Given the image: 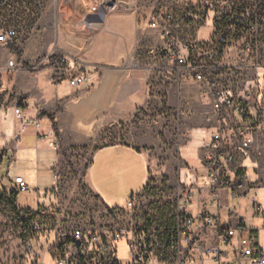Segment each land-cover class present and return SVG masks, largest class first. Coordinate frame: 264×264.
Listing matches in <instances>:
<instances>
[{
  "label": "crops",
  "instance_id": "crops-1",
  "mask_svg": "<svg viewBox=\"0 0 264 264\" xmlns=\"http://www.w3.org/2000/svg\"><path fill=\"white\" fill-rule=\"evenodd\" d=\"M111 6L117 9L108 11ZM153 7L154 0H43L42 13L25 20L14 47L21 60L10 51L6 58L23 67L8 77V93L1 92L5 104L0 107V148L15 161L14 167L1 168L5 171V176L0 174L2 188L15 192L14 180L22 177L29 192L43 196L51 189L56 163L50 147L54 125L68 128L71 135H94L114 125H130L128 142L99 149L89 168V184L105 205V195L117 193L124 197L122 207L126 206L128 199L146 186L150 170L165 175L172 187H204L212 142V124L206 120L210 101L201 86L175 79L174 64L167 56L156 55L164 47V39L149 27ZM0 21V28L11 23L3 13ZM6 48L0 45V49ZM60 56L69 59L74 73L88 76L89 84L74 90L66 79H55L49 64L32 70L41 60ZM4 57L0 54V65ZM13 94L23 98L26 117L40 121V129L30 127L20 133L10 103ZM163 108L169 111L172 146L168 151L156 146L155 134L145 125L152 113ZM180 113L184 115L178 116ZM232 151L242 168L246 194L233 197L231 191L224 190L221 209L208 208L221 227L207 231L202 248L192 252L194 264H251L245 258L239 262L238 236L231 245L220 241L222 229L237 231L240 226L254 249L264 253V147L260 141L248 151L235 143L224 144L218 153L222 164ZM159 159H163L161 163ZM227 176L233 179L232 170H227ZM253 197L262 214L254 212ZM18 198L19 209L32 210L20 207ZM189 211L197 213V199ZM182 245L188 249L184 241Z\"/></svg>",
  "mask_w": 264,
  "mask_h": 264
},
{
  "label": "built area",
  "instance_id": "built-area-1",
  "mask_svg": "<svg viewBox=\"0 0 264 264\" xmlns=\"http://www.w3.org/2000/svg\"><path fill=\"white\" fill-rule=\"evenodd\" d=\"M116 9L111 6L108 11ZM42 11L43 0H0V13L11 21L0 28V45L14 48L25 20L34 19ZM149 27L164 39V47L155 53L173 62L175 79L201 86L209 98L211 110L206 120L212 124V142L204 187H172L163 176L150 177L144 189L130 197L124 207L109 208L100 199L106 211L102 226L93 220L77 221L69 214L60 220L57 210L45 204L27 214L19 209L20 218L29 222L30 238L39 231L54 234L47 253L53 264H194L192 252L202 248L207 231L221 227L208 214V208L214 205L221 209L224 190L231 191L233 197L246 194L235 152L225 155V164L218 153L229 142L246 151L256 141L264 147V0H154ZM46 64L53 67L56 80L66 79L74 90L89 84L88 76L74 73L65 56L41 60L32 70ZM22 67L8 60L0 70V107L5 104L1 92L8 93L3 75L10 76ZM10 103L20 133L42 127L40 121L26 117L21 97L11 95ZM179 124L176 121L178 132ZM3 165L10 169L15 161L0 148V172ZM227 170H232L233 179L227 176ZM14 184L17 194L30 191L22 177H16ZM8 193L9 188L0 186L2 196ZM195 199L197 213L193 215L189 208ZM252 202L254 212L262 214L256 197ZM262 220L264 223V215ZM40 221L44 225L40 226ZM236 236L239 262L245 258L251 264H264V253L254 249L241 226L237 231L222 229L220 241L231 245ZM122 244L128 251L125 263L118 260ZM32 246L31 240L30 254Z\"/></svg>",
  "mask_w": 264,
  "mask_h": 264
},
{
  "label": "rangeland",
  "instance_id": "rangeland-1",
  "mask_svg": "<svg viewBox=\"0 0 264 264\" xmlns=\"http://www.w3.org/2000/svg\"><path fill=\"white\" fill-rule=\"evenodd\" d=\"M15 49H0V54L5 55L1 61L0 70L6 66L9 51L15 55L17 52ZM16 56L18 60H21L20 53L18 55L16 53ZM3 77L7 83L10 76L3 75ZM261 83L264 84L263 77H261ZM168 119V108H163L160 112L152 113L145 122L146 128L152 131L157 138L156 146L164 151L170 150L172 146L168 140V129L170 128ZM130 128V125H114L97 131L94 135L82 132L71 135L68 128L54 125L50 134V147L56 156V163L52 170L53 186L43 196L33 192L20 194L18 198L20 207L35 210L39 204H45L57 210L60 220H63L64 215L69 214L77 221L93 220L102 226L105 222L101 217L106 211L102 201L89 184V168L99 149L126 144ZM162 160L159 159V162L161 163ZM157 161L156 157L155 163ZM13 172L12 170L11 176ZM0 174L5 176V171L1 170ZM155 176H159L157 170H150V177ZM160 176L168 180L165 175ZM95 178V173L92 172L93 185L96 183ZM123 198L121 194L112 193V196L105 195L104 199L107 202L106 206L111 208L122 207ZM25 220L27 219L18 217L17 212L8 203H0V264H53L47 253L53 242L54 234L39 231L30 238ZM39 225L42 226L44 223L40 221ZM31 240L33 242L32 254L28 251ZM261 244L264 248V234ZM118 260L122 263L128 260V251L123 244L119 246Z\"/></svg>",
  "mask_w": 264,
  "mask_h": 264
},
{
  "label": "trees",
  "instance_id": "trees-1",
  "mask_svg": "<svg viewBox=\"0 0 264 264\" xmlns=\"http://www.w3.org/2000/svg\"><path fill=\"white\" fill-rule=\"evenodd\" d=\"M17 198H18V194L13 192V193H8L6 195V197L2 196L0 194V203L1 204H6L8 203L16 212H17V215L18 217L19 216V208L17 207ZM27 213H30V210H23ZM28 221L25 220V224H26V228L28 229Z\"/></svg>",
  "mask_w": 264,
  "mask_h": 264
}]
</instances>
